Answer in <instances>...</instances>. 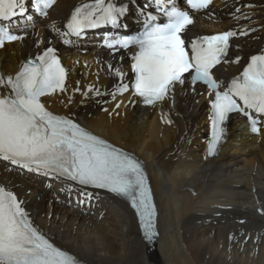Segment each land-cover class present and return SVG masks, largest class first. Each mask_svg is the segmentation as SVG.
Segmentation results:
<instances>
[{"label":"snow or ice","instance_id":"1","mask_svg":"<svg viewBox=\"0 0 264 264\" xmlns=\"http://www.w3.org/2000/svg\"><path fill=\"white\" fill-rule=\"evenodd\" d=\"M184 2L185 7L201 10L208 9L212 0ZM54 3L55 0H30L34 13L42 17L47 16ZM127 11L124 3L117 6L112 0H94L73 11L67 31L60 35L65 44H70L67 37L82 38L86 29L102 25L126 27L120 18ZM140 12L144 16L142 31L104 39L108 49H135L131 57V72L135 74L133 94L143 103L154 105L164 101L176 84H184L189 77L192 84H206L214 93L209 154L216 151L224 131L220 125L230 113H242L252 131L259 133L261 128L257 125L264 121V54L252 55L242 73L221 91L213 69L226 56L235 32L187 37L193 19L189 11L181 10L180 0H146ZM159 14L166 22H157ZM33 21L28 0H0V22H5L0 23V48L6 41H23L25 36L15 31L22 23ZM115 75L123 80L118 69ZM65 76L66 70L51 47L23 63L15 76L0 75V159L29 172L126 198L139 216L145 241L151 242L156 236L154 209L142 164L70 118L54 115L42 102V97L66 90ZM92 91L89 86L84 95ZM95 91L100 95L98 89ZM128 91L129 85L121 83L111 95L115 99L117 93L123 95ZM91 196L87 193L89 199ZM21 205L16 195L0 187V264H79L33 226Z\"/></svg>","mask_w":264,"mask_h":264},{"label":"bare ground","instance_id":"2","mask_svg":"<svg viewBox=\"0 0 264 264\" xmlns=\"http://www.w3.org/2000/svg\"><path fill=\"white\" fill-rule=\"evenodd\" d=\"M78 1L58 0L53 20L64 16ZM260 3L248 14L252 23L264 21V0ZM51 35L34 31L23 41L5 46L0 51L2 72L13 74L25 57L49 44ZM244 43L243 53L253 42ZM127 63L126 54H75L65 60L72 72L66 90L46 102L56 114L77 119L86 129L145 162L158 210L159 236L152 249L138 238L131 213L112 198L101 201L103 218L84 222L56 206L49 209L36 201L40 196L32 190L26 194L33 186L31 181L0 168L2 177L26 188L22 199L37 227L87 264H264L263 226L256 221L248 224L232 219L212 225L213 214L204 215L213 204L211 199L220 196L226 186L243 183L240 190L248 200L246 188L251 187L249 177L254 166L257 171L253 181L264 200V133L257 148L236 133L216 161L201 162L197 151L207 122L203 91L177 84L164 101L148 110H140L129 100L113 111L116 101L110 89L128 78ZM117 69L123 80L115 75ZM89 86L93 91L84 95ZM190 189L201 194L192 197Z\"/></svg>","mask_w":264,"mask_h":264}]
</instances>
